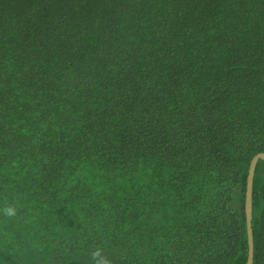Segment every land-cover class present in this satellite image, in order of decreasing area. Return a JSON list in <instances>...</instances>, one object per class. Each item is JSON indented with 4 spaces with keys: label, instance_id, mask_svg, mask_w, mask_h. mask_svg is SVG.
<instances>
[{
    "label": "trees",
    "instance_id": "trees-1",
    "mask_svg": "<svg viewBox=\"0 0 264 264\" xmlns=\"http://www.w3.org/2000/svg\"><path fill=\"white\" fill-rule=\"evenodd\" d=\"M260 152L264 0H0V264H247Z\"/></svg>",
    "mask_w": 264,
    "mask_h": 264
},
{
    "label": "water",
    "instance_id": "water-1",
    "mask_svg": "<svg viewBox=\"0 0 264 264\" xmlns=\"http://www.w3.org/2000/svg\"><path fill=\"white\" fill-rule=\"evenodd\" d=\"M259 159H264V153L260 152L256 154L252 162L250 164V171L248 176V184H247V192H246V218H247V230H248V240H249V251H248V260L247 264L253 263V257H254V250L252 246L254 245V239H253V233H252V184H253V176L256 164Z\"/></svg>",
    "mask_w": 264,
    "mask_h": 264
},
{
    "label": "clouds",
    "instance_id": "clouds-1",
    "mask_svg": "<svg viewBox=\"0 0 264 264\" xmlns=\"http://www.w3.org/2000/svg\"><path fill=\"white\" fill-rule=\"evenodd\" d=\"M9 214H11V210L9 211Z\"/></svg>",
    "mask_w": 264,
    "mask_h": 264
}]
</instances>
